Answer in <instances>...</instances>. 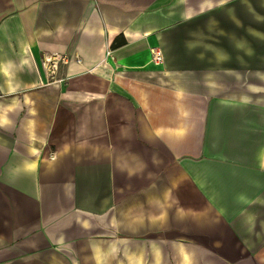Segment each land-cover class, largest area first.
Listing matches in <instances>:
<instances>
[{
    "label": "crops",
    "instance_id": "0c3cea01",
    "mask_svg": "<svg viewBox=\"0 0 264 264\" xmlns=\"http://www.w3.org/2000/svg\"><path fill=\"white\" fill-rule=\"evenodd\" d=\"M255 250L264 0H0V264Z\"/></svg>",
    "mask_w": 264,
    "mask_h": 264
},
{
    "label": "rangeland",
    "instance_id": "374dc122",
    "mask_svg": "<svg viewBox=\"0 0 264 264\" xmlns=\"http://www.w3.org/2000/svg\"><path fill=\"white\" fill-rule=\"evenodd\" d=\"M255 253H257L260 256H264V250H259V251L255 250ZM73 256H74L75 260H77V262L79 264H81L80 262H82V259L77 254V251H74ZM203 256L204 255H201V257H199V259L197 258L195 260V264H230L228 261H226L225 258L219 256V254L216 255L215 258H213V257H203ZM147 260H149V259H147ZM177 262H178V260L177 259H173L171 256H170V259L167 260V264H177Z\"/></svg>",
    "mask_w": 264,
    "mask_h": 264
},
{
    "label": "built area",
    "instance_id": "2783aa9c",
    "mask_svg": "<svg viewBox=\"0 0 264 264\" xmlns=\"http://www.w3.org/2000/svg\"><path fill=\"white\" fill-rule=\"evenodd\" d=\"M152 61L156 64H160L164 60V53L160 47H154L152 52ZM54 66V65H53Z\"/></svg>",
    "mask_w": 264,
    "mask_h": 264
}]
</instances>
